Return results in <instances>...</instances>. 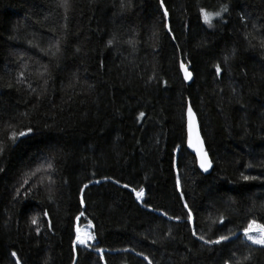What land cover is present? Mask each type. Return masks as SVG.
Masks as SVG:
<instances>
[{"label":"trees","instance_id":"1","mask_svg":"<svg viewBox=\"0 0 264 264\" xmlns=\"http://www.w3.org/2000/svg\"><path fill=\"white\" fill-rule=\"evenodd\" d=\"M60 5L0 0V264H264L243 237L264 225V0Z\"/></svg>","mask_w":264,"mask_h":264},{"label":"snow or ice","instance_id":"2","mask_svg":"<svg viewBox=\"0 0 264 264\" xmlns=\"http://www.w3.org/2000/svg\"><path fill=\"white\" fill-rule=\"evenodd\" d=\"M60 6L67 10L68 9V0H61V5ZM160 8L164 10L163 14H164V17L166 18L168 16V11H167V9L164 6V0H160ZM227 11H228L227 6H225V7H223L221 9L220 12H216L213 15L214 16H220L223 12H227ZM201 14L205 17V22L206 23H210V19H209V15L210 14L205 12L203 9H201ZM169 32H171L170 28H169ZM173 39H175V37H173ZM109 43H111V41H109ZM261 47H264V41H261ZM59 51H60V48L57 45L56 46V52L58 53ZM53 55H55V53H53ZM224 59H225V62H227V60L229 58L226 56ZM181 68L182 69L184 68V64L183 63H181ZM184 72H185V79L186 80H190L192 78V73L188 72L187 69H184ZM220 72H221V69L217 65L216 66V74L219 75ZM188 114H189V147H194L193 142H192V135H193V132H194L195 121H194V117H193L191 108L188 109ZM140 116L143 117L144 113L141 112ZM28 132H31V129H29ZM28 132L21 131L19 133V136H21V137L26 136V135H28ZM12 139L13 140L16 139L14 134H13ZM195 150L197 151V153L201 157V164H200L201 168L205 172H207L209 170V168L211 167V164L207 160L206 153L203 152L202 147H195ZM2 151H3V149L0 148V152H2ZM47 167H48V169L52 168L51 162L48 163ZM0 171H3V169L0 168ZM244 179L247 180V179H249V177H245ZM115 182L118 183V181H115ZM96 183H99V181H96ZM84 187L87 188L88 185H84ZM124 187L127 188L128 185H124ZM143 194H144L143 193V189H141L140 191L136 192L137 199L139 200L143 196ZM181 198H183V197H181ZM81 203H83V199H81ZM184 207L188 208L187 203L184 204ZM161 215H165V214L162 213ZM187 218H188V221L191 223V221H192V212H191V210L188 211ZM168 219L171 220V219H173V217L169 216ZM175 219L179 220L180 218L176 217ZM220 222L223 223V218L222 217L220 218ZM32 223L33 224L36 223V219L35 218H33ZM214 223H215V221H214ZM253 231H258L259 232V236L251 235L250 233H252ZM243 234L246 237V239L251 242V244L258 245L260 248H264V225H259V224L256 223L255 220H252V221H250L248 223L247 227L244 228ZM193 235H196L195 231H193ZM92 239H94V238H92ZM197 239L203 240V242L205 244L219 245L222 242L228 241L230 239V237L228 235H220L217 239H214V240H204V238L202 236H198ZM77 242L79 244L85 246V247L87 246V242L85 240L81 239L79 237V235L77 236ZM95 250L96 251H101V249H99V248H97ZM137 255H140V253H137ZM12 256L15 257L16 253L13 252ZM144 259L148 260V257L145 256ZM245 259H249V257H245ZM16 264H20V260L19 259L16 260ZM148 264H152V262L149 260ZM225 264H227V262H225ZM237 264H239V261H237Z\"/></svg>","mask_w":264,"mask_h":264},{"label":"water","instance_id":"3","mask_svg":"<svg viewBox=\"0 0 264 264\" xmlns=\"http://www.w3.org/2000/svg\"><path fill=\"white\" fill-rule=\"evenodd\" d=\"M184 69H187L188 72L189 69L184 65V68L182 69V73H183V76H184V79H185V72H184ZM185 81L187 83H192L193 82V75H192V78L190 80H186ZM192 114H193V117H194V121H195V124H194V132H193V135H192V142H193V145L194 147H189V141H188V150L191 154H193L195 157H196V160H197V164H198V168L199 170L205 174V175H208L212 172V169H213V163L211 161V158L210 156L208 155V153L206 152V146H205V142H204V139L202 137V134H201V129H200V125H199V121H198V118L195 114V112L192 110ZM187 119H188V131H189V114H187ZM195 147H202L203 149V152L206 153L207 155V160L208 162H210L211 164V167L209 168V170L207 172H205L200 164H201V157L200 155L197 153V151L195 150Z\"/></svg>","mask_w":264,"mask_h":264},{"label":"rangeland","instance_id":"4","mask_svg":"<svg viewBox=\"0 0 264 264\" xmlns=\"http://www.w3.org/2000/svg\"><path fill=\"white\" fill-rule=\"evenodd\" d=\"M142 200H143V196L138 201L139 202H142ZM250 234L251 235H254V236H259V232L258 231H253ZM78 235H79V237L81 239H83V240H85L87 242V246L86 247L83 246V245H81V244H79L77 242V236ZM243 237H244L245 240H247L246 237L244 236V234H243ZM92 238H94V239H92ZM248 242L251 243L250 241H248ZM95 245H96V237H95V234H94L93 225L90 222L82 223V217L79 218V220L77 221V224H76L75 247L76 248L77 247H84V248L92 249ZM254 246L259 247L258 245H254ZM99 253L102 254V252H99Z\"/></svg>","mask_w":264,"mask_h":264}]
</instances>
